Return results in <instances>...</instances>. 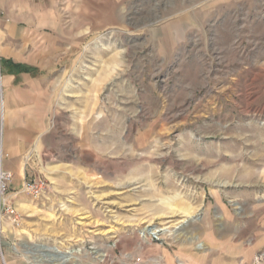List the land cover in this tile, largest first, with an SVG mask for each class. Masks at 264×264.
<instances>
[{"label": "rangeland", "instance_id": "374dc122", "mask_svg": "<svg viewBox=\"0 0 264 264\" xmlns=\"http://www.w3.org/2000/svg\"><path fill=\"white\" fill-rule=\"evenodd\" d=\"M0 57L44 119L1 264H264V0H0Z\"/></svg>", "mask_w": 264, "mask_h": 264}, {"label": "crops", "instance_id": "0c3cea01", "mask_svg": "<svg viewBox=\"0 0 264 264\" xmlns=\"http://www.w3.org/2000/svg\"><path fill=\"white\" fill-rule=\"evenodd\" d=\"M1 81L0 152L3 154V167L14 173L15 180L24 174V154L30 153L31 147L33 151L36 149L38 133L44 129L43 115L38 113V107L42 105V88L28 72H6ZM191 236L190 241L198 239L196 234ZM200 245L205 249L204 243ZM206 251L201 253L195 249L190 255L187 254L189 264H227L226 260L223 261V252L213 253L214 249ZM163 254L166 264H175L171 255Z\"/></svg>", "mask_w": 264, "mask_h": 264}, {"label": "built area", "instance_id": "2783aa9c", "mask_svg": "<svg viewBox=\"0 0 264 264\" xmlns=\"http://www.w3.org/2000/svg\"><path fill=\"white\" fill-rule=\"evenodd\" d=\"M1 64V57H0ZM1 79V76H0ZM0 246H1V237L4 230L5 221L9 219L12 223L19 222V213L18 207L14 203L11 195V183L14 179V173L10 170H7L3 167L2 164V151L0 152ZM48 183L43 179H31L26 180L23 185V191L31 194L34 197H39L45 193L47 190ZM2 257L5 264V256L2 252Z\"/></svg>", "mask_w": 264, "mask_h": 264}, {"label": "bare ground", "instance_id": "6f19581e", "mask_svg": "<svg viewBox=\"0 0 264 264\" xmlns=\"http://www.w3.org/2000/svg\"><path fill=\"white\" fill-rule=\"evenodd\" d=\"M184 222V221H183ZM179 226V225H178ZM176 226V228L178 227ZM176 228H170V227H160V226H155V227H152L150 228V226H147L146 228H144L143 232H142V235L145 237L147 234L149 236L151 235H160L161 233H166V234H169L171 236H174L175 238L179 239V238H182V236L184 234H182V232L176 230ZM179 228V227H178ZM192 236L190 237H187L188 239L191 238ZM186 238V239H187ZM57 248V249H56ZM53 250H55V254L56 255H63V257H66V259L68 260V258H71L72 254H68V252L70 253V251L67 252V254H63L62 251L58 248V247H55L53 248ZM52 250V251H53ZM54 252V251H53ZM66 253V252H65ZM102 257L104 256L103 254H100L99 257ZM63 259V258H62ZM65 261V260H64Z\"/></svg>", "mask_w": 264, "mask_h": 264}]
</instances>
